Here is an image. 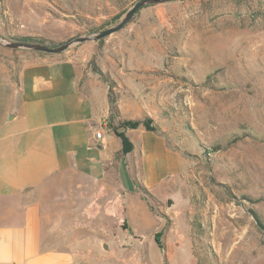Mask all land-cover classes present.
I'll use <instances>...</instances> for the list:
<instances>
[{
	"label": "rangeland",
	"instance_id": "374dc122",
	"mask_svg": "<svg viewBox=\"0 0 264 264\" xmlns=\"http://www.w3.org/2000/svg\"><path fill=\"white\" fill-rule=\"evenodd\" d=\"M139 1L0 0V38L54 47L93 37ZM35 54L0 46V63L17 83ZM61 54L79 64L85 95L124 104L129 118L114 114L113 128L150 119L189 161L159 194L137 188L153 215L139 214L138 232L110 217L127 233L79 253L81 264H264V0L147 5L119 32Z\"/></svg>",
	"mask_w": 264,
	"mask_h": 264
},
{
	"label": "crops",
	"instance_id": "0c3cea01",
	"mask_svg": "<svg viewBox=\"0 0 264 264\" xmlns=\"http://www.w3.org/2000/svg\"><path fill=\"white\" fill-rule=\"evenodd\" d=\"M82 79L62 54L31 55L17 83L0 63V264H81L79 253L127 233L111 227L113 214L137 232L139 214L153 215L137 188L159 194L189 166L142 126L127 131L133 152L116 160L108 95H85ZM118 109L129 118L122 102Z\"/></svg>",
	"mask_w": 264,
	"mask_h": 264
},
{
	"label": "water",
	"instance_id": "95a60500",
	"mask_svg": "<svg viewBox=\"0 0 264 264\" xmlns=\"http://www.w3.org/2000/svg\"><path fill=\"white\" fill-rule=\"evenodd\" d=\"M179 0H140L137 2L133 8L127 12L121 23H119L117 26L113 28H109L100 34L93 36V37H85V38H78L75 39L69 43H63L58 46H47L39 43H28V42H21V41H6L2 38H0V46L4 48H9V49H25V50H30L34 52H40V53H45V54H61L65 51H67L70 47H72L75 44L79 43H84L86 41H98L101 39H105L120 30H122L130 21L132 18L135 16L137 11L147 5H155V4H161V3H169V2H175ZM173 205V200L169 199L168 200V207H171Z\"/></svg>",
	"mask_w": 264,
	"mask_h": 264
},
{
	"label": "trees",
	"instance_id": "16d2710c",
	"mask_svg": "<svg viewBox=\"0 0 264 264\" xmlns=\"http://www.w3.org/2000/svg\"><path fill=\"white\" fill-rule=\"evenodd\" d=\"M14 40L21 41V42L39 43V44L47 45L45 44L44 40L36 39L33 37H21L19 39H14ZM118 112H119L118 106L115 103H111V118L110 119L112 122H114V116H115L114 114H118ZM117 118L119 119L118 115H117ZM140 126L144 127L148 131L160 134L158 129L152 126V121L150 119H146L144 121L142 120L123 121V122L120 121L119 124L115 128H113L114 133L119 138L122 144V149L120 153L116 156V160H119V159L122 160L123 157L133 152L134 146L131 143L129 137H127L126 131L138 129ZM120 130H123V131L121 132ZM139 190L143 191L147 196H151V194L145 188H139ZM149 208L152 212H154V209L152 206L149 205ZM256 219L262 225V221L260 220L258 216H256ZM161 225H162V221H161ZM161 225L158 228V230L161 229ZM161 232H162L161 230L158 232L157 231L155 232L154 241L160 247V249H163V245L160 240Z\"/></svg>",
	"mask_w": 264,
	"mask_h": 264
},
{
	"label": "built area",
	"instance_id": "2783aa9c",
	"mask_svg": "<svg viewBox=\"0 0 264 264\" xmlns=\"http://www.w3.org/2000/svg\"><path fill=\"white\" fill-rule=\"evenodd\" d=\"M102 136H103V133L102 132H97L96 133V138L97 139H101L102 138ZM113 216L115 217V218H118L119 219V223H120V225H124L125 224V218H124V216H121V215H116V214H113Z\"/></svg>",
	"mask_w": 264,
	"mask_h": 264
}]
</instances>
